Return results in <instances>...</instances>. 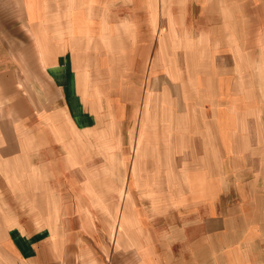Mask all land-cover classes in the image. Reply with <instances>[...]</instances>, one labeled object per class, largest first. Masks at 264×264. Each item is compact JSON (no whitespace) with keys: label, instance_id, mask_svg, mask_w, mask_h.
<instances>
[{"label":"rangeland","instance_id":"374dc122","mask_svg":"<svg viewBox=\"0 0 264 264\" xmlns=\"http://www.w3.org/2000/svg\"><path fill=\"white\" fill-rule=\"evenodd\" d=\"M129 1L130 44L92 83L104 118L129 92L140 105L77 146L39 144L46 157L3 122V157L34 189L2 202L113 264H264V0Z\"/></svg>","mask_w":264,"mask_h":264},{"label":"crops","instance_id":"0c3cea01","mask_svg":"<svg viewBox=\"0 0 264 264\" xmlns=\"http://www.w3.org/2000/svg\"><path fill=\"white\" fill-rule=\"evenodd\" d=\"M5 1L10 18L0 29V191L15 195L20 187L34 188L20 186L18 157H3L2 143L7 137L3 122H13L16 131L20 123L25 125L28 151L37 148V156L46 157L50 149L45 151L46 146L39 144L62 149L68 144L77 146L85 142L84 137H92L101 122H126V110L140 104L129 92L122 101L124 116L104 118L102 112L113 104L98 97L99 90L92 83L94 78L110 77L108 65L116 53L115 42L121 41L123 48L130 44L129 0L117 4L115 0ZM117 31L120 36L116 38ZM152 101L154 106V97ZM13 156L16 161L3 164V159ZM4 174L9 175L7 182H2ZM0 198V264H113L108 253L99 259L84 257L85 248L67 238L62 246H55L44 228L20 227L22 220L14 205Z\"/></svg>","mask_w":264,"mask_h":264}]
</instances>
